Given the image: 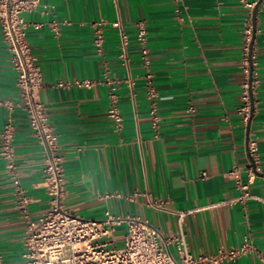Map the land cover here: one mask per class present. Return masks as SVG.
<instances>
[{"label": "crops", "instance_id": "crops-1", "mask_svg": "<svg viewBox=\"0 0 264 264\" xmlns=\"http://www.w3.org/2000/svg\"><path fill=\"white\" fill-rule=\"evenodd\" d=\"M246 15L239 0H40L23 13L42 75L40 99L66 173L68 210L87 219H101L106 212L139 217L164 236L182 231L193 256L248 241L253 250L220 264H264L258 257L264 251V0L256 11L252 45L248 140L257 147L258 171L248 184V199L236 201L240 189L228 175L238 169L246 183L251 166L247 122L238 112L247 81L241 68ZM138 22L146 27L147 67L135 41ZM93 23L101 28V51ZM120 29L128 40V68L118 56ZM146 71L158 92L157 137L147 116ZM82 80L93 85L74 83ZM110 92L123 118L119 126L106 116ZM4 100L17 103L19 93L0 33ZM7 120L14 125L19 187L30 199L27 212L34 220L49 208L42 149L21 107L0 104V130ZM25 229L16 185L0 159V264H26ZM122 235V228L116 231ZM169 249L174 253L172 245Z\"/></svg>", "mask_w": 264, "mask_h": 264}, {"label": "built area", "instance_id": "built-area-1", "mask_svg": "<svg viewBox=\"0 0 264 264\" xmlns=\"http://www.w3.org/2000/svg\"><path fill=\"white\" fill-rule=\"evenodd\" d=\"M245 7L247 15L242 30V60L241 68L247 76L243 84L242 104L238 109L244 122H247L250 97L248 76L250 69L249 47L252 40V10L257 0H239ZM40 0H0V33L6 49L10 53L12 68L16 73V86L19 100L0 101L8 109L18 105L25 113L27 123L42 149V177L45 193L49 197L48 210L37 219L28 217L27 205L29 197L19 187L17 166L14 162V125L7 120L0 130V159L4 162L11 180L16 185L17 204L26 219L25 237L23 241V258L26 264H220L234 260L253 250L248 241L239 247L227 250L219 249L214 254L193 256L188 248L184 233L164 236L147 220L135 216H112L108 212L101 219H87L77 215L65 207L66 173L62 165V158L58 154V143L54 130L50 124L48 113L40 99V90L43 87L42 75L39 66L32 55L26 38V23L23 13L31 11ZM119 27V23H114ZM94 44L97 51H101L102 34L97 23ZM120 52L121 63L128 68L126 35L121 31ZM135 41L140 50V61L144 67L150 62L146 27L143 22L137 23ZM253 76V62L251 54ZM142 78L145 84V96L148 100L147 116L149 126L158 136L160 114L158 111V92L152 83V74L146 71ZM77 85L90 88L92 80L75 81ZM126 85L131 89L132 80L127 78ZM252 84V80H251ZM64 86V82H58ZM109 106L106 111L108 119L117 126L122 123V115L113 92L109 93ZM248 153L251 166L248 168V180L242 182L238 169L228 171L240 189L236 201L243 202L251 195L248 184L255 176L256 151L255 142H248ZM253 163V164H252ZM255 166V170L253 168ZM205 176V173L201 174ZM155 206H159L154 202ZM180 214V221H181ZM123 229V248L117 249L116 231ZM174 247V253L169 249ZM264 263V251L259 253Z\"/></svg>", "mask_w": 264, "mask_h": 264}, {"label": "water", "instance_id": "water-1", "mask_svg": "<svg viewBox=\"0 0 264 264\" xmlns=\"http://www.w3.org/2000/svg\"><path fill=\"white\" fill-rule=\"evenodd\" d=\"M262 0H257L253 10H252V40H251V44L249 47V58H250V69H249V76H248V84H249V97H250V109H249V115H248V120L246 123V148L248 149V130H249V126H250V118L252 116V112H253V107H254V100L252 97V92H251V80H252V66H251V54H252V45H253V40H254V31H255V18H256V11L257 8L259 6V4L261 3ZM250 156V155H249ZM253 164V163H252ZM253 168L255 170V166L253 165ZM256 173V170H255ZM257 174V173H256Z\"/></svg>", "mask_w": 264, "mask_h": 264}, {"label": "rangeland", "instance_id": "rangeland-1", "mask_svg": "<svg viewBox=\"0 0 264 264\" xmlns=\"http://www.w3.org/2000/svg\"><path fill=\"white\" fill-rule=\"evenodd\" d=\"M117 239V249H122L123 248V238L122 236H116Z\"/></svg>", "mask_w": 264, "mask_h": 264}]
</instances>
